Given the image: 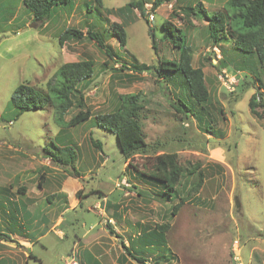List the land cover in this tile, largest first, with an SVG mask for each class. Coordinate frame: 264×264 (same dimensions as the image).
Wrapping results in <instances>:
<instances>
[{"label":"rangeland","instance_id":"374dc122","mask_svg":"<svg viewBox=\"0 0 264 264\" xmlns=\"http://www.w3.org/2000/svg\"><path fill=\"white\" fill-rule=\"evenodd\" d=\"M85 1L95 4L74 0L72 10L62 7L45 22L34 21L23 0H4L0 6V193L9 194L10 201L0 197L5 207L0 206V264H88L87 253L100 264H140L126 246H135L146 264L157 259L160 264H264V106L257 107L260 118L249 107L256 91L264 101V64L238 52L231 37L215 46L207 21L190 9L201 1L211 13L227 0H172L155 10L153 0H147L146 17L137 8L120 9L131 0H103L112 13L93 9L87 17ZM165 20L184 30L192 64L204 72L213 114L209 128L208 112L187 92L180 72L158 81L149 70L131 73L133 62L157 65L161 58L179 59V51L163 37ZM93 22L102 33L109 31L106 41L122 55V63L112 58L103 68L107 57L86 37L60 45L65 28L86 31ZM112 22L124 23L125 46L111 35ZM84 58L95 63L85 90L90 120L62 127L52 107L16 116L11 103L16 86L29 82L45 91L63 63ZM234 76L238 83H231ZM130 92L144 98L140 122L146 141L176 152L181 164L196 171L181 177L172 198L165 199L161 186L138 174L152 171L155 154L127 160L117 136L94 124L95 115L112 112L118 96ZM178 98L197 115L182 112ZM77 110L72 107L64 119ZM92 139L100 140L103 150ZM63 146L77 151V172L40 157L45 148L57 153ZM201 171L203 183L195 191ZM41 174L46 178L39 188ZM20 186L27 195L18 191ZM182 197L185 202L171 215ZM163 222L171 224L165 236L170 259L164 258L163 246L142 238Z\"/></svg>","mask_w":264,"mask_h":264},{"label":"trees","instance_id":"16d2710c","mask_svg":"<svg viewBox=\"0 0 264 264\" xmlns=\"http://www.w3.org/2000/svg\"><path fill=\"white\" fill-rule=\"evenodd\" d=\"M95 2L92 6L90 1H85V14L89 17V13L95 9L98 14L102 15L103 10L111 14L113 7H104L103 0H91ZM172 0H153L152 10H155L158 6L171 2ZM25 7L31 12L34 21L45 22L51 19L54 14L60 8L68 7L73 9L72 4L74 0H23ZM147 0H131L127 5L120 8L129 9L137 8L141 12L142 16L146 17L145 5ZM201 1L190 7L193 13H201L202 17L207 21V28L209 32V39L215 46L228 37L232 38L233 47L240 53L251 54L255 56L258 62L264 64V0H227L222 9L208 12ZM102 13V14H101ZM93 16V15H91ZM148 22V20H147ZM164 32V39L169 41L171 45L179 51L178 60L160 59L159 63L155 65H147L145 63L133 62L131 66L133 69L131 73L151 71L156 73L157 81L161 78H173V73L180 72L188 87L187 92L193 97L198 105L201 106V111L208 112L210 118L207 119L206 127L209 128L210 121H212L213 114L208 110V106L211 104L209 88L205 81V75L200 67H196L192 64L193 49L187 43L184 30L177 27L169 20H165L162 24ZM113 35L121 46H125L127 43V31L124 23L112 22ZM105 29H107L105 27ZM151 30H153L151 28ZM97 27L93 22L84 31L81 28L73 26L65 28L58 38L60 45H64L67 42L80 41L84 37L91 41H94L99 49L105 54L107 59L102 63L103 68L107 66L108 60L118 59L123 60L120 53H117L113 46L106 41V38L110 36L109 31L105 33ZM248 60H244L246 63ZM124 66V65H122ZM121 69V68H120ZM122 71V69H121ZM95 74V63L91 59H78L75 61L63 63L58 70H56L54 77L47 83L46 90L38 89L31 85L29 82H23L16 86L12 96L11 103L16 108V116H19L24 111L47 109L52 107L54 109V116L56 123L62 127L69 128L85 123L90 120L93 111L86 103L85 90L90 87L92 79ZM257 80H260L255 75ZM80 85H82L80 87ZM259 88L261 86L259 85ZM177 103L180 107H176L186 115L193 113L194 109L190 107L181 98H178ZM264 106L263 95L259 92H255L249 99V107L252 115L257 117H263V114L257 111V107ZM72 107L77 108V112L71 115L69 120L64 119V115L69 112ZM144 98L140 92H130L120 94L118 96V102L115 109L111 112H104L95 115V126L103 127L117 136L118 147L125 159H129L135 154L146 155L155 154V162L152 171L146 173L138 171L139 176L146 180L153 182L157 186L163 188L162 195L165 199L173 197V193H176L177 186L181 177L185 175H194L196 171L185 167L178 160V154L176 152H166L161 148L160 143H149L146 141L145 135L141 127V116L144 111ZM197 115V114H194ZM201 120V117H199ZM92 142L100 150L102 148V142L100 140L92 139ZM57 153L48 148L44 149V156L49 157L56 164L61 166L71 165L74 169L76 167V161L78 160V153L75 148L71 146H63L57 148ZM161 151V152H159ZM198 174V182L193 189L197 191L203 183L202 171ZM41 177V176H39ZM41 179V178H40ZM41 184V180L39 181ZM185 198L182 197L180 202L173 205L171 215H176L180 206L185 202ZM239 198H236V205L239 207ZM3 207V203L1 204ZM5 208V207H4ZM111 228V224H109ZM171 228L169 222L157 224L156 227L144 233L142 237L145 243L156 246H163L166 255L165 259L171 258L170 250L165 248L166 233ZM1 236H4L0 232ZM129 255L140 264H146V260L142 256L143 254L136 249L135 246H126ZM88 264H100V262L94 258L91 254H86ZM124 259V257H122ZM152 264H160V259L155 260Z\"/></svg>","mask_w":264,"mask_h":264},{"label":"crops","instance_id":"0c3cea01","mask_svg":"<svg viewBox=\"0 0 264 264\" xmlns=\"http://www.w3.org/2000/svg\"><path fill=\"white\" fill-rule=\"evenodd\" d=\"M3 2H4V0H0V6L2 5ZM26 11H28V10H26ZM31 15H32V14H31ZM39 156H40V155H39ZM40 157H43L42 159H44V160H49V159H50L49 157H46V156H44V155H42V156H40ZM50 160H51V159H50ZM50 160H49V162H50ZM47 163H48V162H47ZM40 176H41L40 178H41V184H42V181L45 180L46 177L43 176V174H41ZM47 178H48V175H47ZM38 186H39V181H38ZM39 188H41V187L39 186ZM18 191L24 195V194H26L27 189H26L25 186H20V187L18 188ZM29 193H30V190H29V192H28V195H29ZM0 194H1V193H0ZM26 195H27V194H26ZM8 196H9V194H8V195H6V194H1L0 197H1V198L6 197V198H5L6 203H10V201H8ZM27 197H29V196H27ZM47 197H49V195H48ZM47 197H46V199H47ZM50 197H52V196H50ZM48 201L51 202V200H48ZM12 204L15 206V203H12ZM23 205H24V204L21 205V208H23ZM0 206H2V205L0 204ZM33 211H37V208L35 207ZM28 212H30V211H28Z\"/></svg>","mask_w":264,"mask_h":264},{"label":"water","instance_id":"95a60500","mask_svg":"<svg viewBox=\"0 0 264 264\" xmlns=\"http://www.w3.org/2000/svg\"><path fill=\"white\" fill-rule=\"evenodd\" d=\"M151 44H152V46H153L154 54H156L155 41H154V36H153L152 33H151Z\"/></svg>","mask_w":264,"mask_h":264},{"label":"built area","instance_id":"2783aa9c","mask_svg":"<svg viewBox=\"0 0 264 264\" xmlns=\"http://www.w3.org/2000/svg\"><path fill=\"white\" fill-rule=\"evenodd\" d=\"M233 82L238 83V80H237L236 76H234L233 81L231 80V83H233ZM236 243H237V241H236ZM72 263H75V262H72Z\"/></svg>","mask_w":264,"mask_h":264}]
</instances>
